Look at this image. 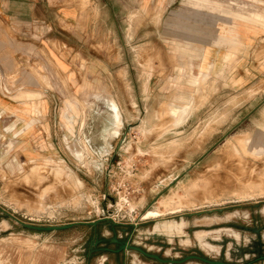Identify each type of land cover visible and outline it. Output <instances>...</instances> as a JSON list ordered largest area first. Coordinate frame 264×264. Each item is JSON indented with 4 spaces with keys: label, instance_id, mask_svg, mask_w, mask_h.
Instances as JSON below:
<instances>
[{
    "label": "rangeland",
    "instance_id": "obj_1",
    "mask_svg": "<svg viewBox=\"0 0 264 264\" xmlns=\"http://www.w3.org/2000/svg\"><path fill=\"white\" fill-rule=\"evenodd\" d=\"M101 32L102 61L116 55L140 64L132 43L127 52L110 50L123 34ZM92 41L81 42L86 55L96 49ZM133 69L132 83L102 82L95 99H76L66 111L75 131L57 134L60 147L40 162L19 161L14 137L23 131L0 117V264H161L132 250L102 251L124 242L165 260L264 264V131L244 116L252 108L203 68L149 84ZM0 89L12 95L1 75ZM95 221L50 232L22 225ZM165 224L173 234L162 232Z\"/></svg>",
    "mask_w": 264,
    "mask_h": 264
},
{
    "label": "crops",
    "instance_id": "obj_2",
    "mask_svg": "<svg viewBox=\"0 0 264 264\" xmlns=\"http://www.w3.org/2000/svg\"><path fill=\"white\" fill-rule=\"evenodd\" d=\"M101 31L123 34L125 42L112 40L110 50L127 52L132 43L140 64L116 55L102 61ZM86 36L92 56L81 43ZM190 67L223 78L244 97L242 108H252L243 111L254 117L252 130L264 131V0H0V75L13 89L10 96L0 89V117L23 131L14 137L22 163L60 147L56 135L77 126L66 111L76 99H95L102 82L132 83L136 68L141 82L161 83Z\"/></svg>",
    "mask_w": 264,
    "mask_h": 264
},
{
    "label": "water",
    "instance_id": "obj_3",
    "mask_svg": "<svg viewBox=\"0 0 264 264\" xmlns=\"http://www.w3.org/2000/svg\"><path fill=\"white\" fill-rule=\"evenodd\" d=\"M99 222L100 221H95V222H90V223H72V224H67V225H63V226H52V227H34V226H30V225H25V224H22V225L28 229H31V230L50 232V231L67 230V229H70V228L77 226V225L96 226ZM115 243L119 244L118 241H115ZM125 250L135 251V252L139 253L140 255H142L146 258H149V259H153V260H155L161 264H183V263L190 261V260H198V261H201L205 264H224L222 262L210 261V260H207L205 258H202L199 256H193V255L187 256L181 260H165V259L160 258L157 255L149 254V253L145 252L143 249L132 246L128 242L122 243L121 246L119 247V249H117L115 251L110 250V249H102V251H110L113 253H119V252L125 251Z\"/></svg>",
    "mask_w": 264,
    "mask_h": 264
},
{
    "label": "bare ground",
    "instance_id": "obj_4",
    "mask_svg": "<svg viewBox=\"0 0 264 264\" xmlns=\"http://www.w3.org/2000/svg\"><path fill=\"white\" fill-rule=\"evenodd\" d=\"M172 103V102H171ZM110 105V104H109ZM179 105V104H178ZM170 108V107H169ZM180 109H183V108H180L179 106H173L172 107V111H177V110H179L180 111ZM111 110H112V112L114 113L113 114V116H114V120L112 119L111 121H114V129H113V131H114V133H116V130L117 129H119V126H120V120H119V118H118V116L116 115V113L113 111V106L111 107ZM36 113V112H35ZM112 117V116H111ZM34 123V122H33ZM91 131H93V130H91ZM18 132V131H17ZM247 140V139H246ZM88 141V140H87ZM66 142V141H65ZM249 145V144H248ZM44 147V146H43ZM45 148V147H44ZM45 152H46V150H45ZM79 155V154H78ZM77 157V156H76ZM78 158V157H77ZM156 216H158V215H154V216H151V217H144L145 219H149V218H156ZM170 224V223H169ZM169 224H165V225H163L162 226V232H166V233H169V234H173V230L171 229V227H166V226H168ZM157 230H161L160 229V226H158L157 228H156Z\"/></svg>",
    "mask_w": 264,
    "mask_h": 264
},
{
    "label": "flooded vegetation",
    "instance_id": "obj_5",
    "mask_svg": "<svg viewBox=\"0 0 264 264\" xmlns=\"http://www.w3.org/2000/svg\"><path fill=\"white\" fill-rule=\"evenodd\" d=\"M117 247H118L117 249H119L120 245L117 246ZM117 249H116V250H117ZM113 251H115V250H113ZM122 252H123V251H121V252H119V253H122ZM101 264H104V263L102 262Z\"/></svg>",
    "mask_w": 264,
    "mask_h": 264
}]
</instances>
